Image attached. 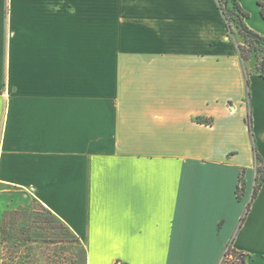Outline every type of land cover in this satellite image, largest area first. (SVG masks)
<instances>
[{
    "label": "crops",
    "instance_id": "crops-1",
    "mask_svg": "<svg viewBox=\"0 0 264 264\" xmlns=\"http://www.w3.org/2000/svg\"><path fill=\"white\" fill-rule=\"evenodd\" d=\"M228 35L216 0H0V192L87 264H264V79Z\"/></svg>",
    "mask_w": 264,
    "mask_h": 264
},
{
    "label": "rangeland",
    "instance_id": "rangeland-1",
    "mask_svg": "<svg viewBox=\"0 0 264 264\" xmlns=\"http://www.w3.org/2000/svg\"><path fill=\"white\" fill-rule=\"evenodd\" d=\"M86 256L80 241L40 203L0 192V264H87Z\"/></svg>",
    "mask_w": 264,
    "mask_h": 264
},
{
    "label": "trees",
    "instance_id": "trees-1",
    "mask_svg": "<svg viewBox=\"0 0 264 264\" xmlns=\"http://www.w3.org/2000/svg\"><path fill=\"white\" fill-rule=\"evenodd\" d=\"M219 9L222 11L224 18L226 20L227 27L229 29V38L235 39L237 36L241 38V43L237 44L239 56L244 65L251 62L256 58L255 69L257 74L264 79V37L258 33L251 30L247 24L246 20L249 18V14L245 12L237 0H216ZM261 6V12L264 16V4L259 3ZM198 123L205 125H212L213 119L197 118ZM247 124L250 132L252 131V121L251 115L249 113L247 117ZM256 178L253 189L252 200H254L260 190V187L264 183V166L262 160L258 155H256ZM244 182L241 179L240 187L237 191L238 199H241L243 194ZM242 219L241 224L243 223ZM230 252L236 258L237 264H245L246 256L240 254L232 249L230 245L226 251Z\"/></svg>",
    "mask_w": 264,
    "mask_h": 264
},
{
    "label": "built area",
    "instance_id": "built-area-1",
    "mask_svg": "<svg viewBox=\"0 0 264 264\" xmlns=\"http://www.w3.org/2000/svg\"><path fill=\"white\" fill-rule=\"evenodd\" d=\"M226 259H231V260H233V259H235V258H234V256H233L232 253L228 252L227 255H226Z\"/></svg>",
    "mask_w": 264,
    "mask_h": 264
}]
</instances>
